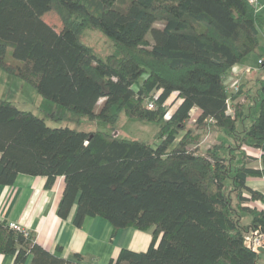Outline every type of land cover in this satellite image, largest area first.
<instances>
[{
	"label": "trees",
	"instance_id": "trees-1",
	"mask_svg": "<svg viewBox=\"0 0 264 264\" xmlns=\"http://www.w3.org/2000/svg\"><path fill=\"white\" fill-rule=\"evenodd\" d=\"M250 0H0V69L56 107L107 124L124 113L156 122L151 142L104 130L49 126L43 116L0 97V184L18 174L58 177L56 213L81 226L86 217L120 228L151 230L146 250L122 248L107 264H263L246 232L264 234V81L227 113L229 69L258 46L263 23ZM56 11L57 31L43 15ZM100 30L117 53L98 57L80 40ZM242 92L231 94L235 98ZM174 95L170 112L165 104ZM101 99L100 104L99 101ZM154 107L148 108L147 102ZM175 102V101H174ZM253 104V105H252ZM256 107L241 124L244 106ZM200 113L190 123V110ZM240 124V125H239ZM220 132L202 151L201 136ZM259 148L258 165L243 146ZM250 222L241 223L242 214ZM0 252L12 264H90L50 252L0 218Z\"/></svg>",
	"mask_w": 264,
	"mask_h": 264
},
{
	"label": "crops",
	"instance_id": "crops-1",
	"mask_svg": "<svg viewBox=\"0 0 264 264\" xmlns=\"http://www.w3.org/2000/svg\"><path fill=\"white\" fill-rule=\"evenodd\" d=\"M257 1L259 4L261 3L258 12L263 21L258 33V45L261 46H257L241 62L235 64L241 69L238 79L242 92L235 98L230 97L231 99H229L233 112L234 104H246L248 95H257L260 84L264 81V67L257 66L258 57L264 55L262 49L264 48V33H260L264 30V8L262 9L264 0ZM255 52L257 53L256 58H254ZM244 68H249L250 71H244ZM228 73H230V69ZM179 102L180 99L178 98L177 103ZM193 112L197 116L200 109L193 107L190 110V117ZM255 112V106L250 108L245 105L242 110L241 124H249L251 115ZM220 138L221 136L217 143ZM245 146L253 154L252 157H255V161L258 162L260 149ZM246 183L253 189L264 190V179L261 177H249ZM62 189V177H58L53 186L46 188L45 177L20 173L12 185L0 184V218L8 223L16 222L27 228L34 236L35 241L50 252L55 253L60 247V255L63 257L71 259L73 254L78 253L84 256L86 262L90 264H107L118 255L122 248L134 251L147 249L151 242V230L125 227L118 229L113 236H110L112 231L110 223L99 216L86 217L81 226H75L72 222L74 208L69 217L60 218L56 209ZM13 259V255L0 252V264H12ZM24 264H30V257Z\"/></svg>",
	"mask_w": 264,
	"mask_h": 264
},
{
	"label": "rangeland",
	"instance_id": "rangeland-1",
	"mask_svg": "<svg viewBox=\"0 0 264 264\" xmlns=\"http://www.w3.org/2000/svg\"><path fill=\"white\" fill-rule=\"evenodd\" d=\"M257 8L260 10L261 3L259 4L258 2ZM263 8L264 7L262 6V9ZM43 18L46 22L54 26L57 31H60L63 28L62 22L56 11L52 10L46 12L43 15ZM260 33H264V30L260 31ZM79 38L83 43L88 45L98 57H104L108 54L117 53V48L114 43L96 28H84L81 31ZM260 46L261 45H258V47ZM262 49L264 50V48ZM4 52L5 48L0 47V54H3ZM256 57L257 53L255 52L254 58ZM2 96L13 99L22 109L31 110L35 114L43 116L47 124L52 127L68 126L78 130H104L122 138L139 139L146 142H151L154 139L159 128L156 122L130 118L124 113H121L117 121L113 124H107L98 120H91L85 116L76 115L64 108L56 107L50 101L45 100L40 95H38L32 86L21 81L17 77L9 76L0 69V97ZM100 102L101 99L98 104H100ZM173 103L176 104L177 99L175 100L174 95H171L166 100L165 104L168 108H170ZM195 116L196 115L193 112L191 118H194ZM192 122L193 120L190 121V123ZM219 135H221L220 132L217 129H213L206 136H201L200 144L202 146V151H205V149L216 144L218 138L220 137ZM253 164L257 166L258 162L255 161ZM263 203L264 202L261 201V206L258 208H263ZM249 222L250 216L243 213L241 223L246 226L249 224ZM252 233L253 232L250 230L246 232L247 242L253 241L254 235ZM259 234L262 235L260 239H264V234ZM255 235L258 236V232L255 233ZM259 246L264 247V244L260 243ZM262 261L264 264V258Z\"/></svg>",
	"mask_w": 264,
	"mask_h": 264
},
{
	"label": "built area",
	"instance_id": "built-area-1",
	"mask_svg": "<svg viewBox=\"0 0 264 264\" xmlns=\"http://www.w3.org/2000/svg\"><path fill=\"white\" fill-rule=\"evenodd\" d=\"M250 1L253 2L254 4L258 5V1L257 0H250ZM257 64L260 67H264V55L260 56L257 59ZM243 70L244 71H250L249 68H244ZM240 71H241L240 67H238L237 65H233L230 68V73H228L225 76V78H224V84L226 86L227 91L230 93V97H231L232 93H235L239 89L240 82H239V79H238V74L240 73ZM230 97H229V99H231ZM147 107L148 108H153L154 107L153 101H148L147 102ZM170 110H171V108H169L166 111V113L164 115L165 117L168 116ZM227 113H229V114H233L234 113L229 100H228ZM192 120L194 121L195 119L191 118V121ZM244 148H245V150H246L248 155L253 156V154L250 152V150H247L246 146ZM261 201L262 200H260V199L250 200V201L246 202V204L249 205L250 207H257L258 208L259 206H261L260 205ZM262 202H264V201H262ZM258 209H264V203H263V208H258ZM9 225L13 229L21 231L24 235H26V236L29 235V230L27 228L22 227L19 223L11 222V223H9ZM255 233H257V232L254 231L252 233L254 235L253 236V241L252 242H248V243L256 249L259 246L260 243L264 244V242H263L264 239H260L262 235H260L259 232H258V236L255 235Z\"/></svg>",
	"mask_w": 264,
	"mask_h": 264
},
{
	"label": "water",
	"instance_id": "water-1",
	"mask_svg": "<svg viewBox=\"0 0 264 264\" xmlns=\"http://www.w3.org/2000/svg\"><path fill=\"white\" fill-rule=\"evenodd\" d=\"M256 250L264 253V247H263V246H259V247H257Z\"/></svg>",
	"mask_w": 264,
	"mask_h": 264
}]
</instances>
